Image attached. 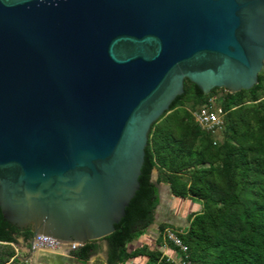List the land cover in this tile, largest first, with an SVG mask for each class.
Returning <instances> with one entry per match:
<instances>
[{"label":"water","instance_id":"95a60500","mask_svg":"<svg viewBox=\"0 0 264 264\" xmlns=\"http://www.w3.org/2000/svg\"><path fill=\"white\" fill-rule=\"evenodd\" d=\"M263 62L264 0H0V210L25 258L114 231L185 79L248 90Z\"/></svg>","mask_w":264,"mask_h":264},{"label":"trees","instance_id":"16d2710c","mask_svg":"<svg viewBox=\"0 0 264 264\" xmlns=\"http://www.w3.org/2000/svg\"><path fill=\"white\" fill-rule=\"evenodd\" d=\"M264 65V62H263ZM222 89L220 105L225 111L224 140L218 146L193 120L191 113L177 108L184 101L200 105ZM264 77L248 90L228 93L214 88L207 94L189 80L150 127L144 162L138 178L139 188L125 208L124 216L107 242L108 264L124 263L144 256L159 264H170L157 249L141 245L132 250L126 244L154 223L159 191L151 180L154 167L164 173L169 193L177 198H195L203 209L188 217L187 228L177 233L188 248L190 264H264ZM247 101L253 103L246 104ZM167 223L158 225L160 232ZM30 227L20 229L2 216L0 244L16 243L18 237L29 242ZM96 240L71 252L86 260L98 249ZM0 254V264L12 259L11 248Z\"/></svg>","mask_w":264,"mask_h":264},{"label":"rangeland","instance_id":"374dc122","mask_svg":"<svg viewBox=\"0 0 264 264\" xmlns=\"http://www.w3.org/2000/svg\"><path fill=\"white\" fill-rule=\"evenodd\" d=\"M260 73L264 77V65L262 69L260 70ZM223 92L224 91L222 89H218L215 92H213L212 96L219 97L218 101L220 102L221 96L224 94ZM261 99H264V95H262L259 100ZM251 103L253 102L251 101L246 102V104H251ZM195 107L196 105H193L191 101H184L182 104H179L177 106V108H182L190 113L192 110H194ZM226 124H227V121H226V115H225L224 127L218 132L207 133L208 136L211 138L214 145L218 146L224 140V132H225ZM151 180L158 188L159 203L155 209V221L154 223L149 225L146 229L155 230V232H157L156 228H158L159 224L167 223L168 225L160 232V238H161L160 246H163V247L165 246L164 250H166V248L171 249V245L164 238L165 230L167 229L174 230L177 233H179V232H184L187 228V226L184 227V226L174 225L175 223H173V221H176L175 214L180 216L182 220L186 218L188 219V217L192 213L198 212L203 209V203L199 199H195V198L182 199V198H177V197L172 196L169 193L167 182L164 179V173L160 172L156 167H154L152 170ZM168 213H170V216H168ZM161 219H164L165 222H160V221H163ZM181 222H184V221H181ZM158 235H159V232L157 233V236ZM154 243H156V240L155 242H153V236L151 235L150 232L141 231V233L138 234L137 237H135L132 241L126 244V247L129 250H132L135 247H139L141 245H147L150 249H154L156 246V244L154 245ZM8 246L13 251L14 257L18 259V262H14V264H37V261L34 260V253L29 259L25 258L29 254V248H28V243L25 242L22 237H18L17 242L11 243L10 245L0 244V254L2 252H8L10 250ZM66 248L63 247L58 250L51 249V252H56V251L65 252ZM46 249L48 250V248H41L39 249V251L42 253H46L47 252ZM35 251L36 250H34L33 252ZM169 255L171 256L170 253ZM11 261L12 259H10L7 263H4V264H12ZM140 262H142L141 264H159L158 262H153L144 256H139L135 259L128 260L125 263L126 264H139Z\"/></svg>","mask_w":264,"mask_h":264},{"label":"built area","instance_id":"2783aa9c","mask_svg":"<svg viewBox=\"0 0 264 264\" xmlns=\"http://www.w3.org/2000/svg\"><path fill=\"white\" fill-rule=\"evenodd\" d=\"M218 100L219 97L211 96L207 102L196 106L194 110L191 111L193 120L206 133H215L224 127L226 113ZM164 238L171 245L172 250L171 256H166L167 261L170 264H190L188 259V248L182 242L177 232L167 229L165 230ZM63 247H68V249L73 250L77 247V244L59 243L51 237L38 235L32 244V251L41 248L58 250Z\"/></svg>","mask_w":264,"mask_h":264},{"label":"crops","instance_id":"0c3cea01","mask_svg":"<svg viewBox=\"0 0 264 264\" xmlns=\"http://www.w3.org/2000/svg\"><path fill=\"white\" fill-rule=\"evenodd\" d=\"M168 216H170V213H168ZM175 218H176V221H173V223H175L174 225H177V226L179 225V226H184V227L187 226V221H188L187 218L182 220L180 216H178L177 214H175ZM161 220L163 221H160V222H165L164 219H161ZM181 221H184V222H181ZM145 231H148L151 233V235L153 236V242H155L157 238L158 228H156L157 232H155V230H149V229H145ZM95 243L98 245V249L94 251L93 253H91L88 259L86 260L78 259L72 254L71 252L72 250L68 248H66L65 252H60V251L51 252L50 250V252L49 251L46 252L48 254L42 253L39 250H36L35 252H33L34 260L37 261V264H108L107 262V249H108L107 242L104 239H98L96 240ZM155 244L156 243H154V245ZM164 247L155 246V248L159 249L162 252L163 256H168L169 253L170 254L172 253L171 249L166 248V250H164ZM141 263L142 262H140L139 264ZM119 264H126V263L124 262V263H119Z\"/></svg>","mask_w":264,"mask_h":264},{"label":"bare ground","instance_id":"6f19581e","mask_svg":"<svg viewBox=\"0 0 264 264\" xmlns=\"http://www.w3.org/2000/svg\"><path fill=\"white\" fill-rule=\"evenodd\" d=\"M51 248H48V250L46 249V251H49L50 252Z\"/></svg>","mask_w":264,"mask_h":264}]
</instances>
